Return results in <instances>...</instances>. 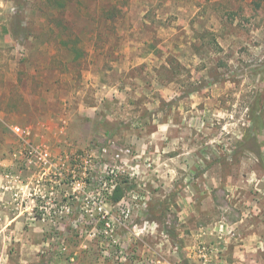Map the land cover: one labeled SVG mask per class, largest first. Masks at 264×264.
I'll use <instances>...</instances> for the list:
<instances>
[{
    "label": "rangeland",
    "instance_id": "rangeland-1",
    "mask_svg": "<svg viewBox=\"0 0 264 264\" xmlns=\"http://www.w3.org/2000/svg\"><path fill=\"white\" fill-rule=\"evenodd\" d=\"M256 95L264 0H0V264H264Z\"/></svg>",
    "mask_w": 264,
    "mask_h": 264
},
{
    "label": "trees",
    "instance_id": "trees-1",
    "mask_svg": "<svg viewBox=\"0 0 264 264\" xmlns=\"http://www.w3.org/2000/svg\"><path fill=\"white\" fill-rule=\"evenodd\" d=\"M260 95H256L250 108H249V112H248V116H249V122L252 125V127L255 129V131L259 130V129H263L264 128V118H263V114H262V109H261V99H260ZM248 132H246L245 134V140L250 136L251 137V133L250 129H247ZM243 141V140H242ZM241 141V142H242ZM240 142V143H241ZM123 197V191L122 188H120L119 186H117L115 188V190L112 193L111 196V201L112 203H118L121 198Z\"/></svg>",
    "mask_w": 264,
    "mask_h": 264
},
{
    "label": "built area",
    "instance_id": "built-area-1",
    "mask_svg": "<svg viewBox=\"0 0 264 264\" xmlns=\"http://www.w3.org/2000/svg\"><path fill=\"white\" fill-rule=\"evenodd\" d=\"M12 131L14 134H16L17 136H21L23 134H25V130L18 127V126H14L12 127ZM36 152L37 153V156H38V160L39 161H42L44 162L47 158V153L42 151V150H38V151H35L33 148L29 149V152L28 154L29 155H33V153Z\"/></svg>",
    "mask_w": 264,
    "mask_h": 264
}]
</instances>
